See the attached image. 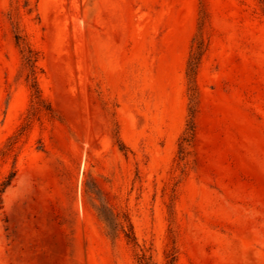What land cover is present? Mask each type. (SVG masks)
<instances>
[{
	"label": "rangeland",
	"instance_id": "374dc122",
	"mask_svg": "<svg viewBox=\"0 0 264 264\" xmlns=\"http://www.w3.org/2000/svg\"><path fill=\"white\" fill-rule=\"evenodd\" d=\"M11 173L0 264H264V0H0Z\"/></svg>",
	"mask_w": 264,
	"mask_h": 264
},
{
	"label": "trees",
	"instance_id": "16d2710c",
	"mask_svg": "<svg viewBox=\"0 0 264 264\" xmlns=\"http://www.w3.org/2000/svg\"><path fill=\"white\" fill-rule=\"evenodd\" d=\"M17 42L20 43L21 37L19 35L16 36ZM25 61L27 65L30 67V77H31V88L34 92V96L36 99L39 100V102H43L42 98V92L39 87L37 78L35 76V71H36V63L38 61L37 59V54L28 48L27 55L25 57ZM192 73L195 74V69H191ZM190 130L193 132L194 131V126L190 127ZM15 178V173H11L9 177H7L0 185V209H2L3 206V200H2V195L7 189L8 186H10ZM108 223V222H107ZM169 260L167 264H175L176 262V256L175 254H171L168 256ZM144 264H151L149 260H144Z\"/></svg>",
	"mask_w": 264,
	"mask_h": 264
}]
</instances>
